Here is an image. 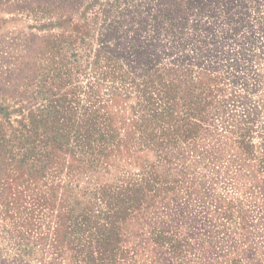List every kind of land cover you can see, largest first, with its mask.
<instances>
[{"label":"rangeland","instance_id":"1","mask_svg":"<svg viewBox=\"0 0 264 264\" xmlns=\"http://www.w3.org/2000/svg\"><path fill=\"white\" fill-rule=\"evenodd\" d=\"M0 264H264V0H0Z\"/></svg>","mask_w":264,"mask_h":264}]
</instances>
